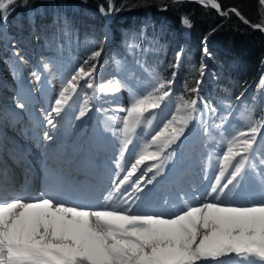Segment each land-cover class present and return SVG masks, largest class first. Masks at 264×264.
<instances>
[{
	"label": "snow or ice",
	"instance_id": "obj_1",
	"mask_svg": "<svg viewBox=\"0 0 264 264\" xmlns=\"http://www.w3.org/2000/svg\"><path fill=\"white\" fill-rule=\"evenodd\" d=\"M13 3L15 0H0V18L6 19L8 7ZM199 3L221 11L217 0H199ZM260 3L264 5V0ZM230 11L249 23L237 9ZM183 23L191 26L187 18ZM99 56L100 52H93L62 83L55 105L47 114V123L53 129L57 127L53 113L56 117L61 116L82 86L101 93H117L123 87L119 80L95 83L96 64L89 65V61ZM181 56V52L176 54V63L172 67L179 69ZM19 59L23 61L24 58L20 56ZM43 67L45 71L50 68L49 64ZM32 74L39 83L41 74ZM150 75V90L133 94L129 107L120 109L127 113L122 118L123 128L118 130L123 134L121 158L133 143L137 128L151 125L155 117L153 110L160 109L172 96L171 85L175 82L176 71L172 73V80H164L155 72ZM191 91L198 94L199 88ZM181 99L183 104L177 110L183 115H174L151 136L150 143L127 174L103 197L109 201L117 196L128 204L127 208L92 210L78 205L67 206L51 195L42 194L35 200H25L21 196L9 199L10 194L0 193V264H226V260L231 264H264V203L232 206L205 202L189 205L169 217L131 212L129 198L132 197L133 202L140 199L135 193H142L144 187L162 173L164 153L180 140L189 122L197 118L199 97L190 101ZM17 106L24 107L23 104ZM204 109L212 114L217 111L206 102ZM87 111L85 103L76 118L84 117ZM227 122V116L221 117L220 123L202 120L203 132L210 138H214V133L223 137ZM261 129H264V121L254 122L247 131L237 130L226 138V150L216 156L218 174L209 185L207 196L219 200L226 189L233 191L246 185L264 192V150L257 143L258 135L264 140ZM44 138L52 140L53 136L45 132ZM153 148L155 150L151 151ZM174 154L169 153V157ZM146 160L160 161L147 169L153 176L145 180L146 174H142L133 180L138 166ZM129 183L133 193L126 188L122 190V186ZM186 199L187 193H177V200Z\"/></svg>",
	"mask_w": 264,
	"mask_h": 264
},
{
	"label": "trees",
	"instance_id": "obj_2",
	"mask_svg": "<svg viewBox=\"0 0 264 264\" xmlns=\"http://www.w3.org/2000/svg\"><path fill=\"white\" fill-rule=\"evenodd\" d=\"M217 2L220 14L170 0H15L6 19L0 18V38L10 35L23 60L37 73L39 63L58 68L68 63L76 70L93 52L101 51L107 26L113 45L109 66L115 73L121 69L149 82L153 72L172 80V65L181 52L180 70L171 85L176 116L183 115L177 110L183 104L181 97L189 101L199 97L198 112H206L209 123H220L227 116V127L233 116L236 123L250 127L264 121V109L253 89L247 92L257 76L264 74V5L260 0ZM233 8L249 23L230 11ZM203 54L211 58L215 80H207L195 94L191 89L197 88ZM91 64L95 61L90 60ZM205 102L216 107L215 114L204 109ZM233 125L232 132L236 131ZM199 128L195 125L187 136L193 132L200 136ZM200 138L202 143L211 140L204 132Z\"/></svg>",
	"mask_w": 264,
	"mask_h": 264
},
{
	"label": "rangeland",
	"instance_id": "obj_3",
	"mask_svg": "<svg viewBox=\"0 0 264 264\" xmlns=\"http://www.w3.org/2000/svg\"><path fill=\"white\" fill-rule=\"evenodd\" d=\"M108 30L109 28L105 26L103 33L105 31L106 33H104L105 38L102 49L99 51L100 56L94 60L96 64V72L94 74L95 83L106 84L109 81H112V79L113 83H115V81L119 80L123 85L120 90L130 92L132 100L133 94H144L150 90V82L141 76H137V74H131L121 69L115 73L109 66V55L113 45L112 41L109 39L110 36L107 37ZM33 34L36 33L33 32ZM5 36L0 38L3 45L2 52L0 51V60L9 68H12L11 71L15 77L20 75V77L25 80V83L35 82L33 86H36L41 90H45L49 85H55L53 91L51 90L54 95L49 102L43 103L31 102L24 90H17L14 87H9L8 89H5L2 94L0 93V126L3 131L2 135L7 140V143L12 146H18V144L16 145V142L18 143V138L23 133L26 134L27 130H30L31 132L34 131V134L39 137L40 140L37 144L30 143V150L32 153H26L28 155V160H25L28 163L23 166L26 172L28 169L30 170L31 165L36 168V165L37 167H40V165L44 164L46 157L43 160L41 158L44 156L43 152L44 149H46V144L49 143V145L55 148L57 147L56 145L61 142L64 144V148L60 155L67 164L72 162L75 163L77 161V158H72V161L67 159L66 156H68V151L73 152L74 149H78L79 151L75 153L79 154L78 156L83 159V166L85 164L87 165V162H89L91 171L100 169L101 174H105L108 182L107 186L103 189L109 188L110 190H113L116 186V182L119 179H123L127 174V171L130 170L131 166L139 158V155L150 143L151 136L162 128L166 122L171 120L174 115H177L175 111V100H173L174 92H172L170 99L163 103L160 109L153 110L155 117L152 119V124H144L137 128L136 133L132 137L133 143L128 146V150L124 152L123 158H121L123 134L118 130L123 128L122 118L126 116L127 113L122 112L119 115V122L114 125H110V121L104 119V117H101L102 119L95 122L90 116V110L93 109L91 104V92H95V89H89L86 86H82L77 90V95L69 101L70 107L64 112L65 117L63 116V120L57 118L55 113H53L54 120L57 123V127L53 129L47 123V114L52 111V108L55 105V99L58 98L62 83L74 73L75 69H73L70 64L65 63L62 68L50 67L49 70L45 71L44 67L40 65L39 73L41 74V80L38 83L32 74L34 71L31 70L30 67L27 71L21 73L20 63L13 55L14 46L11 44V40ZM8 53L11 56L10 59L8 58ZM200 60V67L198 68L200 79L202 77L201 70L204 66L206 67H204L207 72L206 75L208 78L212 79L213 70L210 68L211 58L207 54H203ZM174 69L178 74V70L180 69ZM263 75L264 74H261L260 79ZM206 77H202V83L205 82V79L208 80ZM81 85H84V81H81ZM252 89L259 105L264 109V91L263 96L260 97L256 92V85ZM95 93L97 96L101 97L109 94V92ZM131 100H129L127 104L121 103L122 107H124V109L129 107ZM85 103H87L88 111L84 117L77 119L76 117L79 116L80 108L83 107ZM18 104H23L24 107L20 108L17 106ZM195 115L197 118L190 122L189 130L194 127H192V124L195 123L197 127H200L197 130L201 136V133L203 132L202 120L209 121L208 114L206 112H197ZM234 120L235 118L232 116L230 122L231 125L224 127L225 132L223 137L215 134L214 138H211L209 142L202 143L203 139L196 135V132H193L196 136L191 133L189 137L187 136L188 138L184 137L177 141L176 144H173L171 148L164 153L165 159L162 173L156 176V179L152 184H147L142 193H135L136 196L140 197V199L135 200V202H137L136 207H139V210L142 209L143 214L154 213L169 217L189 205L198 206L205 202H217L222 205L232 206H250L252 204L264 203V192H261L259 188L255 186L246 185L243 189H236L233 191L226 189L225 194L221 195L219 200H213L212 197L206 195V193L210 191L209 185L214 183V177L218 174L216 156L222 154V152L226 150V138H230L231 134H234L240 128H244L247 131V125L243 127L244 125L238 124ZM76 121H79V124L76 125ZM100 125H103L106 128L105 131L110 133V137L111 135L112 137H115L116 143L118 142L111 147L108 146L109 148L106 151L102 150L99 145L94 142L92 143L90 140V133L95 128L100 130ZM232 125L236 131L232 132ZM11 132L14 135H17L18 138L10 135ZM45 132H49V134L53 136V139L46 140L44 138ZM257 143L261 146V149L264 150V140L261 139L260 135L257 136ZM130 146H132V152L129 153ZM150 150L154 151L155 149L153 148ZM172 152L175 154L169 157V153ZM210 154L211 159L209 158ZM6 157H8V154ZM3 158L5 159V157ZM154 164H160V161L146 160L143 164L138 166L137 172L132 179L135 180L142 174H146L144 175L145 180L152 177L153 172H148L147 169ZM166 172L168 175L173 173L174 176H177L175 177L177 181L166 184L163 178L161 179V175ZM98 174L99 173L97 172L95 180L97 179ZM122 187L126 188L128 192L134 191L130 183ZM231 187L232 186H229V188ZM101 192L102 190L98 191L96 197L97 200H100ZM177 193H187V199L177 200ZM24 194L25 200H35L41 197L38 193L32 196L28 190H24ZM254 194L259 196L260 200H252ZM165 200L168 201L167 204L164 203ZM226 264H231V262L226 260Z\"/></svg>",
	"mask_w": 264,
	"mask_h": 264
},
{
	"label": "bare ground",
	"instance_id": "obj_4",
	"mask_svg": "<svg viewBox=\"0 0 264 264\" xmlns=\"http://www.w3.org/2000/svg\"><path fill=\"white\" fill-rule=\"evenodd\" d=\"M17 53L18 51L16 50L13 52L14 55ZM19 62L21 73L27 71L26 64L20 60ZM204 67L202 68V77L207 76V72L205 71L206 67ZM11 69V67L9 68L0 60L1 94L5 89L14 87L17 90H24L31 102L43 103L50 101L51 97L54 95L51 90L53 91L55 85H49L45 90H41L36 86H33L35 82L25 83V80L21 78L20 75L15 77ZM206 78H208V76ZM263 81L264 76L256 84V92L260 97L263 96L264 91ZM93 93L94 92H91V104L93 106V109L90 110L91 119L96 122L99 119H102L101 117H104V119L110 121V125L117 124L119 122L118 119L120 118L119 115L124 112L120 111V109H124L121 103L127 104L128 101L131 100V93L120 90L117 93L109 92V94L104 95L103 97L97 96L96 93L94 95ZM63 116L65 117L64 112L57 118L63 120ZM75 124H79V121H76ZM105 130L106 128L103 125H100V130L95 128L90 133L91 142L99 145L104 151L108 150V146L111 147L118 143L115 142V137H112V135L110 137V133ZM2 134L3 131L0 126V193L10 194L8 196L9 199L15 197V195L25 198L24 190H28L32 196L37 193L38 195H51L58 198V200L63 201L67 206L78 205L92 210H104L106 208L123 209L128 207V204H124L121 199L117 198V196H113L109 201H106L103 198L109 191H112L109 188L105 191L103 189L108 184L105 174L102 175L100 169L91 171L89 162H87V165L85 164L83 166V159L78 156L79 154L75 153L79 151L78 149H74L73 152L68 151V156H66L67 159L72 161V158H77V161L75 163L72 162L67 164L60 155L63 152L64 144L60 142L56 145L57 147L54 148L48 143L45 145L46 149H44L43 152L44 156L41 158L43 160L46 157L44 164L40 165V167H37L36 165V168L31 165L30 170L28 169L26 172L23 168V166L28 163L25 160H28V155L26 153H32L30 150V143H39V137L34 134V131L31 132L30 130H27L26 134L23 133L19 138L11 132L10 135L18 138V143L16 142V145L18 144V146H12L7 143V140ZM130 152H132V146H130L129 153ZM7 154L8 157H6ZM3 157H5V159ZM97 172L99 174L95 180ZM175 177L177 176H174L173 173L168 175L167 172L161 175V179L163 178L166 184L177 181ZM99 190L104 191V193L101 195L100 200H97L96 197ZM129 193L133 192L129 191ZM60 195L67 197L60 198L58 197ZM252 200H260V197L254 194ZM129 204L131 205V212L133 214H143V210H139V207H136L137 202H135V200L133 202L132 197L129 198Z\"/></svg>",
	"mask_w": 264,
	"mask_h": 264
},
{
	"label": "water",
	"instance_id": "obj_5",
	"mask_svg": "<svg viewBox=\"0 0 264 264\" xmlns=\"http://www.w3.org/2000/svg\"><path fill=\"white\" fill-rule=\"evenodd\" d=\"M170 1H172V2H188V3L197 4V5L202 6V7H204V8L213 9L210 5L205 6V5L201 4V3H199V0H170ZM213 10H215L217 13L220 14V11H217L216 9H213ZM260 76H261V74H259V75L257 76V78H256V79L254 80V82L251 84V86L249 87V89L247 90V92L250 91V90H252V88H254V86H255V85L258 83V81L260 80ZM202 80H203V78H201L200 83H202ZM205 80H206V79H205ZM203 83H204V82H203Z\"/></svg>",
	"mask_w": 264,
	"mask_h": 264
}]
</instances>
